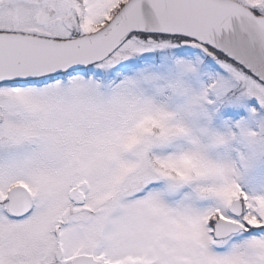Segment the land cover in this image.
Here are the masks:
<instances>
[{"label":"snow or ice","instance_id":"snow-or-ice-1","mask_svg":"<svg viewBox=\"0 0 264 264\" xmlns=\"http://www.w3.org/2000/svg\"><path fill=\"white\" fill-rule=\"evenodd\" d=\"M0 264H264V0H0Z\"/></svg>","mask_w":264,"mask_h":264}]
</instances>
